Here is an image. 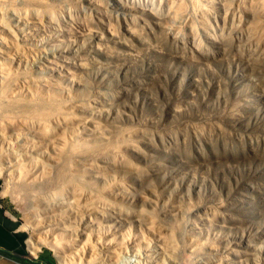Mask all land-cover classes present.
<instances>
[{"label":"rangeland","instance_id":"1","mask_svg":"<svg viewBox=\"0 0 264 264\" xmlns=\"http://www.w3.org/2000/svg\"><path fill=\"white\" fill-rule=\"evenodd\" d=\"M259 1L0 0V200L33 255L264 264Z\"/></svg>","mask_w":264,"mask_h":264},{"label":"crops","instance_id":"2","mask_svg":"<svg viewBox=\"0 0 264 264\" xmlns=\"http://www.w3.org/2000/svg\"><path fill=\"white\" fill-rule=\"evenodd\" d=\"M0 264H54L43 254L33 255L19 221L0 200Z\"/></svg>","mask_w":264,"mask_h":264},{"label":"bare ground","instance_id":"3","mask_svg":"<svg viewBox=\"0 0 264 264\" xmlns=\"http://www.w3.org/2000/svg\"><path fill=\"white\" fill-rule=\"evenodd\" d=\"M262 0H260L259 2H261ZM263 4V3H262ZM261 3H260V5H262ZM262 11L264 12V4H263V7H262ZM100 11V10H99ZM23 38V37H22ZM5 90V89H4ZM38 100H40V99H38ZM37 101V100H36ZM46 101H48L47 99H46ZM37 102H39V101H37ZM41 104V103H40ZM33 107V106H32ZM31 107V108H32ZM34 108V107H33ZM47 108V107H46ZM49 108H47V110H48ZM31 110V109H30ZM45 112V110L44 109H42V108H40V109H38V108H36V109H33L32 111H27V115H31V116H37V117H39V118H42V115H43V113ZM46 112H48V111H46ZM47 115V114H46ZM29 118H32V117H30L29 116ZM120 131V130H119ZM120 148V147H119ZM79 149H81V147H80V145L79 144H77V143H75L73 140L69 143V145H68V148H67V150L63 153V160L62 161H60V162H58L57 161V163H56V168H55V176L52 178V180L51 181H48V183L47 184H51V183H53L52 184V186L54 185L55 187H57L58 185H59V183H61L64 179H65V176H66V169H67V158H68V156L70 155V153L72 152V151H74V150H79ZM116 149V148H115ZM116 156V155H115ZM28 247H29V249L32 251V252H35V251H37V250H39V247H40V244L38 243V240H37V238H30V240L28 241ZM236 256V255H235ZM224 258H228V257H224ZM218 260V259H217ZM224 260H226V259H224ZM218 261H220V259L218 260ZM231 261V260H230ZM147 262H149L150 264H152L150 261H147ZM215 262H217V261H215V260H213V261H211L210 262V264H214ZM115 264V263H114Z\"/></svg>","mask_w":264,"mask_h":264}]
</instances>
